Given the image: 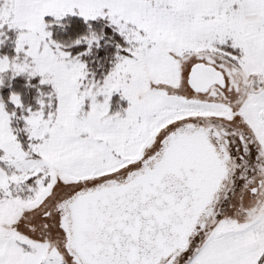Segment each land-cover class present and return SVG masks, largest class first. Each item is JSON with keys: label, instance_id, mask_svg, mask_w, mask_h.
<instances>
[{"label": "snow or ice", "instance_id": "6c2138e0", "mask_svg": "<svg viewBox=\"0 0 264 264\" xmlns=\"http://www.w3.org/2000/svg\"><path fill=\"white\" fill-rule=\"evenodd\" d=\"M0 264H264V0H0Z\"/></svg>", "mask_w": 264, "mask_h": 264}]
</instances>
